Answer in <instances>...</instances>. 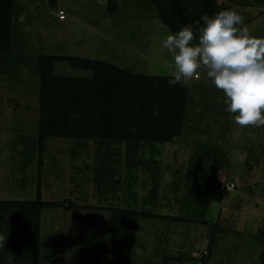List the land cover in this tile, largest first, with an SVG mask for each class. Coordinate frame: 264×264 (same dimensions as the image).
Here are the masks:
<instances>
[{
  "label": "rangeland",
  "instance_id": "1",
  "mask_svg": "<svg viewBox=\"0 0 264 264\" xmlns=\"http://www.w3.org/2000/svg\"><path fill=\"white\" fill-rule=\"evenodd\" d=\"M208 0H188L182 21ZM264 37V0H214ZM154 0H13L9 50L0 55V201H70L85 210L44 209L43 264H110L112 209L139 213L130 264H260L264 250V126H239L205 71L187 88L179 134L168 141L43 139L39 151V58L54 74L90 78L69 58L172 77L160 46L171 32ZM63 10L59 21L55 12ZM178 18V14L176 16ZM180 17V14H179ZM171 18V17H170ZM172 19V18H171ZM226 179L233 190L215 194ZM33 219L0 223V264H30ZM168 239L171 241L163 242Z\"/></svg>",
  "mask_w": 264,
  "mask_h": 264
},
{
  "label": "trees",
  "instance_id": "2",
  "mask_svg": "<svg viewBox=\"0 0 264 264\" xmlns=\"http://www.w3.org/2000/svg\"><path fill=\"white\" fill-rule=\"evenodd\" d=\"M154 1L160 11L161 6L170 9V15L163 14L162 20L171 33L186 25L195 29L202 14L211 16L220 11L216 9L214 0H208L196 14L182 21V6L188 0ZM12 12L13 0H0V55L9 50ZM57 60L53 56H42L38 63L39 151L43 139L51 137L160 142L179 134L187 101V88L182 82L169 85L173 77L132 74L111 64L78 57L69 58L70 65L90 71V78L57 76L53 66ZM51 208L87 209L70 201L44 202L39 193L33 201H0V223L6 215L15 217L19 212L33 219L34 227L31 234H27L29 254L26 260L30 264H43L39 260L40 218L42 210ZM139 215L129 210H111L110 264H130ZM260 264H264V250Z\"/></svg>",
  "mask_w": 264,
  "mask_h": 264
},
{
  "label": "clouds",
  "instance_id": "3",
  "mask_svg": "<svg viewBox=\"0 0 264 264\" xmlns=\"http://www.w3.org/2000/svg\"><path fill=\"white\" fill-rule=\"evenodd\" d=\"M244 17L235 9L202 14L195 29L186 25L167 33L160 46L171 61L166 64L178 84L206 73L222 91L225 110L239 126H264V37L253 36L241 27ZM158 111V110H157ZM5 237L0 235V246Z\"/></svg>",
  "mask_w": 264,
  "mask_h": 264
},
{
  "label": "built area",
  "instance_id": "4",
  "mask_svg": "<svg viewBox=\"0 0 264 264\" xmlns=\"http://www.w3.org/2000/svg\"><path fill=\"white\" fill-rule=\"evenodd\" d=\"M55 17L59 19V21H62L65 19V14L63 10H58L55 12ZM235 188V184L233 182L227 181L225 178L218 181L216 185L215 194L216 195H222L224 192H227L229 190H233Z\"/></svg>",
  "mask_w": 264,
  "mask_h": 264
},
{
  "label": "crops",
  "instance_id": "5",
  "mask_svg": "<svg viewBox=\"0 0 264 264\" xmlns=\"http://www.w3.org/2000/svg\"><path fill=\"white\" fill-rule=\"evenodd\" d=\"M171 235L170 234H168V236H167V240L166 241H163V242H170L171 241V239H168L169 237H170Z\"/></svg>",
  "mask_w": 264,
  "mask_h": 264
}]
</instances>
